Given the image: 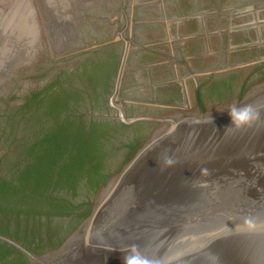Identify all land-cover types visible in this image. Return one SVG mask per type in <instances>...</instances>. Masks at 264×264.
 <instances>
[{"label":"rangeland","instance_id":"obj_1","mask_svg":"<svg viewBox=\"0 0 264 264\" xmlns=\"http://www.w3.org/2000/svg\"><path fill=\"white\" fill-rule=\"evenodd\" d=\"M263 82L264 0H0V179L15 182L66 122H97L107 184L160 127L119 123L121 107L128 118L213 111ZM106 184L29 186L0 197V220L34 235L31 247L55 243ZM53 199L84 207L54 216Z\"/></svg>","mask_w":264,"mask_h":264},{"label":"water","instance_id":"obj_2","mask_svg":"<svg viewBox=\"0 0 264 264\" xmlns=\"http://www.w3.org/2000/svg\"><path fill=\"white\" fill-rule=\"evenodd\" d=\"M245 104L259 119L231 127L227 110ZM119 120L160 127L76 230L41 255L0 241L31 264H123L131 245L152 264H264V82L213 111L128 118L121 107Z\"/></svg>","mask_w":264,"mask_h":264},{"label":"trees","instance_id":"obj_3","mask_svg":"<svg viewBox=\"0 0 264 264\" xmlns=\"http://www.w3.org/2000/svg\"><path fill=\"white\" fill-rule=\"evenodd\" d=\"M201 109L204 110L203 107ZM66 125L68 127L65 128V134L59 135V138L51 135L48 146L42 155L37 160L29 162L15 182L0 179V197L17 196L21 190L26 192L29 186L33 195L41 196L51 186L74 191L83 182L89 190L96 192L106 184L108 176L103 167L105 154L95 135L97 129L103 124L93 123L87 131H85L86 126L83 124L76 126L73 122H66ZM68 147L70 148L69 155L65 162L60 163V156ZM22 185H25L24 189L21 188ZM27 185L28 187H26ZM50 207L51 213L48 211V214L62 217L69 216L74 210L82 209L84 206L74 208L69 204L53 199ZM88 214L89 212L85 211L81 221L73 226L56 244H50L45 252L58 248L89 216ZM40 251V255L45 253Z\"/></svg>","mask_w":264,"mask_h":264},{"label":"flooded vegetation","instance_id":"obj_4","mask_svg":"<svg viewBox=\"0 0 264 264\" xmlns=\"http://www.w3.org/2000/svg\"><path fill=\"white\" fill-rule=\"evenodd\" d=\"M116 120L119 123L123 124L119 120V117L116 118ZM8 223L9 222H7V221L1 222V220H0V235L10 239L11 241H13L16 244L20 245L21 247L25 248L30 253H33L35 255H40L39 250H41L42 252H45L49 248L50 244H52V243L43 244V243H40L38 241L39 243H37V245H35V247H30L31 244L28 243L29 240H27V239L31 238L34 240V235L33 236H27L28 234H27V232H25V235L23 234L24 235L23 236L19 232L10 228L9 227L10 225ZM62 238H60V239H62ZM57 242H55V244ZM8 258L10 260H13L14 264H31L29 257L26 254H24L22 251L16 249L15 247H13L10 244H7L3 241H0V259L7 260Z\"/></svg>","mask_w":264,"mask_h":264},{"label":"clouds","instance_id":"obj_5","mask_svg":"<svg viewBox=\"0 0 264 264\" xmlns=\"http://www.w3.org/2000/svg\"><path fill=\"white\" fill-rule=\"evenodd\" d=\"M227 112L230 117V126L236 129L251 126L260 116L259 111L251 104H245L243 106L232 105ZM246 223L249 228L253 226L250 221ZM122 251L124 253L123 264H152L151 260L141 253L137 245H131Z\"/></svg>","mask_w":264,"mask_h":264}]
</instances>
